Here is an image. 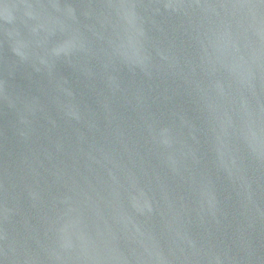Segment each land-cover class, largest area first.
Returning a JSON list of instances; mask_svg holds the SVG:
<instances>
[{
	"label": "water",
	"instance_id": "water-1",
	"mask_svg": "<svg viewBox=\"0 0 264 264\" xmlns=\"http://www.w3.org/2000/svg\"><path fill=\"white\" fill-rule=\"evenodd\" d=\"M0 264H264V0H0Z\"/></svg>",
	"mask_w": 264,
	"mask_h": 264
}]
</instances>
